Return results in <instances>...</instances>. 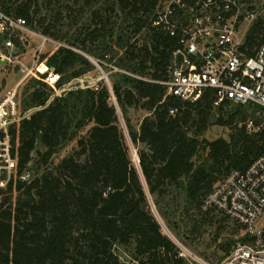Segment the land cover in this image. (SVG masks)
<instances>
[{
  "label": "trees",
  "instance_id": "1",
  "mask_svg": "<svg viewBox=\"0 0 264 264\" xmlns=\"http://www.w3.org/2000/svg\"><path fill=\"white\" fill-rule=\"evenodd\" d=\"M158 2L116 0L110 14L94 12V24L84 25L69 45L60 44L42 56L59 74L55 84L46 80L48 73L36 74L17 90L24 117L10 126L15 162L0 187V264H190L149 206L113 97L125 115L130 107L150 113L140 129L130 120L129 126L134 143L142 145L140 165L152 193H165L187 176V197L203 211L204 198L221 179L233 169L246 170L264 155V128L250 132L247 124L236 122L250 106L216 104L213 89L194 101L182 99L157 82L168 78L177 46L176 38L153 25ZM35 5L36 0H0L3 10L31 25ZM118 11L126 24L116 28L110 16ZM41 26L45 35L54 34L53 25ZM108 38L122 49L111 82L102 78L94 85L66 87L96 68L91 57L110 67L106 63H111L113 45L104 44ZM3 40L0 34V45ZM263 43L264 15H259L242 49L254 55ZM232 107L236 110L231 112ZM251 119L259 123L257 116ZM212 123L236 130L230 139H200L198 134ZM73 140L72 151L54 164V155ZM203 148L208 157L197 165L194 157ZM35 153L39 158L33 164ZM30 167L36 170L26 177ZM120 246L132 247L130 259L121 258ZM232 247L227 245L228 253Z\"/></svg>",
  "mask_w": 264,
  "mask_h": 264
},
{
  "label": "built area",
  "instance_id": "2",
  "mask_svg": "<svg viewBox=\"0 0 264 264\" xmlns=\"http://www.w3.org/2000/svg\"><path fill=\"white\" fill-rule=\"evenodd\" d=\"M258 0H159L153 25L176 38L177 46L168 67V78L157 80L167 86V94L197 100L206 89L215 91L216 104L230 101L255 108L259 123L250 119L248 127L264 128V43L254 55L242 49V27L257 17ZM32 31L27 19L0 7V61L4 67L16 62L15 38ZM44 42L53 41L39 34ZM36 69L55 84L59 74L46 62ZM30 68L27 75H36ZM49 78H52L51 80ZM152 80V79H148ZM172 108L171 113H176ZM24 117L19 109L17 88L0 98V184L10 176L15 159L11 154L10 126ZM4 172V173H3ZM3 173V174H2ZM203 211L216 210L242 225L244 238L219 263L196 259L187 248L179 255L190 264H264V155L246 170L233 169L203 200ZM190 256V257H189Z\"/></svg>",
  "mask_w": 264,
  "mask_h": 264
},
{
  "label": "rangeland",
  "instance_id": "3",
  "mask_svg": "<svg viewBox=\"0 0 264 264\" xmlns=\"http://www.w3.org/2000/svg\"><path fill=\"white\" fill-rule=\"evenodd\" d=\"M115 3L116 0H93L90 3H86L84 0H36L35 8L38 9L36 19L33 25L29 24V28L32 31L20 34L19 42L15 49L16 62L11 66L4 67V62L0 61V98L15 88H17L19 92L32 77V75H27L28 69L33 67L35 68V74H40L36 68L41 67L40 63L44 54L50 53L60 44L69 45V39L75 38L78 32L85 27L84 25L94 24L92 21L94 12L99 11L103 13V15L110 14L109 8L114 6ZM257 7L258 18L259 15H264V0H258ZM110 17H112V21H115L117 24L116 28L126 24L124 22V16H121L119 11ZM42 23H44V25H53L52 31L54 34L48 35L53 41L44 42L42 37H40L39 34H45L41 26ZM252 23L242 27V35H246ZM108 39L110 40L107 42L105 41L104 44H115L113 39ZM104 44L101 45V47H103ZM112 47L113 52L110 53L111 63H106L110 65V67L106 69L103 68L97 61L100 59L99 57H91L96 63V68L86 73L78 80L72 81L66 87L77 83L94 85L102 78L106 79L108 83L111 82L110 73L117 69L114 67L113 63H116V59L122 54V49L120 47L115 45ZM100 50L101 49L98 51ZM103 61L105 62V60ZM105 74H107V76H105ZM49 79L51 80L52 78ZM61 91L62 89H58V93ZM19 99L21 101L20 97ZM113 102L117 107L119 124L123 129L125 141L129 146L132 160L140 174L149 206L161 224L163 232L176 243L179 250L187 248L189 252L196 256V259H200L199 261L204 260L209 263L221 262L228 254L229 250H226L227 245L230 244L232 247L244 238V231L241 228L242 225L225 217L216 210L205 215L200 208L196 207L187 197V176H184L178 185L169 186L165 193H152L140 165L139 149L142 145L134 143L130 133L131 127L129 126L130 120L132 127L140 129L143 118L150 113L147 109L142 107H130L128 109V114L125 115L115 97H113ZM231 109V112L236 110L235 107ZM215 114L218 116V112ZM244 115L246 118L243 119L242 117ZM254 116H257L255 110L245 108V110L237 115V125H246ZM128 117L129 119L127 121ZM232 125H236V123ZM235 130L236 128H234V126L212 123L204 132L198 134V136L200 139L206 138L209 140H215L220 137L230 139L231 133ZM248 130L254 132V129L249 128ZM192 135H195L194 132H192ZM75 145L76 140L64 144L54 155V164L63 156L69 154ZM207 157L208 149L203 148L194 157L195 163L199 165L204 162ZM38 158L39 156L35 153L33 164L35 161H38ZM1 163L4 164L6 162L1 161L0 164ZM32 165L31 167L34 166ZM30 168L26 173V177L33 174L36 170V168ZM2 186L3 183L0 184V187ZM117 251L123 260L131 258L132 247L127 248L125 246H120ZM197 264L199 263L197 262Z\"/></svg>",
  "mask_w": 264,
  "mask_h": 264
},
{
  "label": "water",
  "instance_id": "4",
  "mask_svg": "<svg viewBox=\"0 0 264 264\" xmlns=\"http://www.w3.org/2000/svg\"><path fill=\"white\" fill-rule=\"evenodd\" d=\"M105 76H107V74H105ZM105 76H104V77H105Z\"/></svg>",
  "mask_w": 264,
  "mask_h": 264
}]
</instances>
